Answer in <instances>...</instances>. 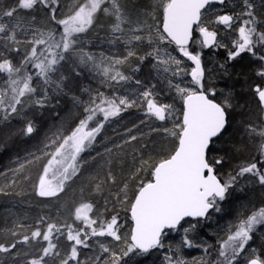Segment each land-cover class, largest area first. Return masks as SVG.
Segmentation results:
<instances>
[{"label":"snow or ice","instance_id":"1","mask_svg":"<svg viewBox=\"0 0 264 264\" xmlns=\"http://www.w3.org/2000/svg\"><path fill=\"white\" fill-rule=\"evenodd\" d=\"M110 2L109 8L104 6L105 0H82L66 18L59 20L56 19L58 0H13L10 6L0 4V74L6 77L0 79V121L20 116L27 101L43 107L48 99L44 86L54 82L53 74L58 72L62 61L70 59L72 53L79 52L81 64L89 67L101 78V83L112 91L110 95L97 91L90 96L83 107V118L78 120L75 127L45 145L46 149L54 150L45 152L48 159L34 185L35 195L51 198L63 193L66 185L87 163L81 154L93 147L106 123L129 108H140L145 120L161 122L153 123L150 131H163L167 137H171L172 148L158 161H141L132 179H137L145 172L149 175L146 180L140 179L134 190L128 182H123V187L116 192L115 200L127 204L126 212L130 220L127 233L122 234L125 225L120 222L118 212L106 218L109 211L107 198L103 211H98L91 199H82L69 209L71 222H48L41 216L34 226L22 222L13 223L7 229L10 239L0 241V254H4L0 260L10 258L11 264H127L126 258L132 255L163 248V240L168 231H179L181 228L184 232L183 246L191 248L195 245L188 233L195 230L200 219L208 218L210 210L220 211L219 203L226 199L229 189L239 177L251 174L260 185H264V164L258 167L256 162L241 165L235 175L229 174L226 179L220 177L219 168L223 166L224 160L210 153L226 130V107L230 105L227 101L224 104L216 103L215 91L204 89L201 54L191 47L192 43L201 49L227 47L218 40V32L211 29L210 25L233 29L239 20L241 23L235 29L236 38L232 40V47L227 53L228 60H234L247 52L264 62V54L258 55L259 50L264 49V31L257 29L253 0H240L236 5L241 9L238 13L224 10L226 0H160L162 25L155 28V39L151 27L146 37L139 18L133 20L122 10L118 0ZM38 4L50 10V19L61 26L62 31H44L22 21L20 11L33 10ZM213 5L221 7L214 10ZM100 11L115 17L116 22L111 27L108 43L124 44L126 54H101L98 60L78 47L81 43L79 34L86 33L93 26ZM213 11L214 20L206 24L205 15ZM4 17L8 18L7 22H4ZM124 24L129 26L127 31L122 27ZM133 24L137 26L132 27ZM196 33H199L200 39L195 38ZM145 44L148 47L156 46L152 51L140 55L139 49ZM173 44L181 57L191 61L193 66L190 72L182 67L181 59L161 47ZM16 57H19L18 62ZM134 57L141 62L147 57L156 61L153 67L168 80V88L170 91L174 89L181 102L180 107L175 102H162L156 86L145 87L139 79L135 83L140 88L133 90L134 96L126 92L118 93L123 83L132 79L121 66L128 64L130 58ZM257 75L264 78V63ZM185 76L191 77L192 86H181V83L174 82L175 78L182 80ZM38 81H42L43 85ZM60 87L61 84L56 83V88ZM40 90L43 94L33 99ZM254 92L264 109V87L257 85ZM100 116L103 119H99ZM169 121L172 122L171 127H167ZM34 130L32 121L27 120L22 134L30 136ZM245 133L250 139L260 138L258 152L264 157V123L248 124ZM125 137H122L124 143L138 139L131 128L126 130ZM105 151L111 153L112 149L105 146ZM23 169L24 164H20L15 173ZM15 173L13 180L5 188H0V193L7 195L8 190L17 183ZM115 181L116 177L109 168L103 177L97 175L92 178L90 191L92 194L103 195L105 186ZM186 218L196 223L184 227L185 223H189ZM258 224H264V207L253 211L235 225V230L230 231L227 239L219 245L216 264H241L240 257L246 251V244L251 239L250 233ZM61 238L67 241L63 250ZM99 238H111L115 244L105 243ZM93 242L98 245L99 253L94 259L81 260L80 250L93 247ZM165 264L186 262L171 253L165 256ZM246 264H264V259L252 256L246 258Z\"/></svg>","mask_w":264,"mask_h":264},{"label":"rangeland","instance_id":"2","mask_svg":"<svg viewBox=\"0 0 264 264\" xmlns=\"http://www.w3.org/2000/svg\"><path fill=\"white\" fill-rule=\"evenodd\" d=\"M12 2L13 0H0V4H3L4 6H10ZM80 2H82V0H58L59 7L56 12V19L59 20L66 18L67 15L73 9V7ZM118 2L122 10H124L129 16H131L133 20L139 18V20L142 22L141 26L145 29L146 37L148 33V28L151 27L152 36L155 39V28L157 27V25H162L160 0H118ZM239 2L240 0H226V6L224 10L229 13H238L241 10L239 7L236 6ZM253 3L255 4L257 29L258 31H264V0H253ZM104 6L110 8V0H105ZM220 7V5H214L213 9L218 10L220 9ZM19 16L25 24L31 25L35 28L44 31H62L61 26L57 25L55 21H52L50 19V10L44 9L42 5H36L33 10H21ZM26 17L28 18V20L25 19ZM206 17L207 23L210 20H214V11L207 13ZM5 18L7 17H4L3 20ZM115 22L116 21L114 16L105 14L103 11L98 12L96 19L94 20L93 26L86 33L79 34L81 36V43L78 47H82L84 53L92 54L98 60L101 58V54H103L104 56L126 54L124 44L108 43V41L111 39V27ZM240 23L241 22L238 20L233 29H227L222 25L211 24V29H214L218 32L219 41L222 44L227 45V47H216L214 52H211V54L209 55L203 54L201 51H199L201 54V58L204 61L205 68V74L202 80L204 89L209 92L211 90H214L215 96H217L222 101V104L227 101L230 105L229 107H227V109H233L236 112L240 109H237L236 103L230 100L231 94L229 87L231 86V80L229 77V73L226 71L224 63L220 62L217 59L219 58L218 54L224 53L231 49L232 40L235 39L237 35L235 29L240 26ZM136 26V24L132 25V27ZM122 27L125 29V31H127L129 26L127 24H124L122 25ZM193 45L197 48V50L201 49L198 45ZM155 46V44L152 47H148L146 44L142 45L139 49L140 55H144L146 52L152 51ZM161 47H165L168 53H170L172 56L181 59L183 61L182 67H184L186 71L190 72L192 64L188 60L180 56L178 51L175 50L176 47L174 45H161ZM16 60L18 62L19 57H16ZM155 63L156 61L152 57H147L143 62H141L135 57L130 58V62L121 66V68L124 73L126 75L131 76L132 79L127 83L122 82L123 87L118 90V93L125 94L126 92L128 95L134 96L135 93L133 90L140 88V86L135 83L136 80L139 79L143 82L145 87L155 85L157 92L160 93L159 99L162 102H175L176 106L180 107L181 102L176 96L174 89L170 91L168 88V80L163 74H158L157 69L153 67ZM58 69V72L53 74L54 82L50 85L44 86L48 93V99L43 107L50 105L49 102L52 98L51 96H53L54 94L57 95L55 98L56 101H58L59 97L66 95V92H68V90L71 92L70 95H72V93L76 94V87L71 86V83H69L74 78L78 79L79 89L81 91L80 94L82 93V95L78 96L79 99L76 102L78 104L74 103L75 107H77L78 105L84 107V104L88 102L90 96L95 95L97 91H102L106 95L111 94L112 90L101 83V78L95 73H93L89 67H86L81 64L79 52L72 53L70 59L62 61L61 64L58 66ZM60 77H63L62 81L60 80ZM0 79H6V77L3 74H0ZM262 79L264 80V78ZM174 82L181 83V86H192L190 76H185L182 78V80L180 78H175ZM38 83L40 85H43L42 81H38ZM56 83H60L61 87L56 88ZM42 94V90L38 91L37 94L33 97V99L39 98ZM251 103V109H249L248 111L250 112V115L248 117V121L245 123L246 126L248 124L263 123L262 109L256 99V96H254L253 94L251 96ZM43 107L35 105L32 101H27L24 112L20 116H13L10 120L0 121V133H2L1 131H3V133H10V135L22 136L26 138V136L28 135L22 134V129L25 127L27 120H31L33 123V120L29 115L30 111H41ZM129 109H132L135 112V114H133L134 117H138L136 120L137 122H134L135 126L137 127L132 126L133 134L137 135V137L139 138L141 136L143 138L145 136L149 137L147 135L148 133L158 134V137L161 140L158 142L160 144H165V146H167L166 152H169L172 148L171 137H167L163 133V131L158 133L150 131V127L153 123L160 124L161 122L145 120L143 111L138 107H133ZM141 121L145 122L141 123ZM48 125L49 126H47V128L44 129L38 135V137L36 136L35 142L31 144L30 149L26 152V154L22 156L19 162L15 164V166H13L14 168H11V172H6L7 174L9 173V175L11 176V180L7 179L8 176L4 177V174L6 173H0V188H5L13 180L15 170L19 168L20 164H24V169L21 172L15 173L17 183H15L12 188L8 190V194L5 195L3 193H0V206H3L5 208H16L20 213H18V219L20 220L13 221L12 225L15 222H22L23 218H25L27 214H30V216H27L29 220H27L28 223L25 225L29 226H34L35 221L41 216L45 217L48 222H71V220L69 219V209L73 205H75L82 199H91L93 203L96 204L97 210L103 211L105 207V198H107L109 201L107 205L109 211L106 213V218H110L111 215L118 212L120 214V222L125 225V227L122 229V234L127 233L130 226V221L126 218L127 204L119 203L115 200V194L119 191L120 188L123 187L124 181H121L113 172L112 173L116 177V181L115 183H109L105 186L103 195L91 193L90 181L93 177H96L99 174L98 171L95 170V175H86V164L82 166L80 173H78V175L66 185L65 191L63 193H60L57 197L42 198L35 195L34 185L36 182H38L39 175L43 172V166L47 163L48 159V157L45 155V152H50L54 150L46 149L45 145L49 144L55 137L66 134V129L64 128V126H60V123L59 127H55L52 124ZM110 125L108 124L107 127H110ZM171 126L172 122L169 121L167 127ZM107 129L105 128V130ZM109 133L110 131L108 132V134ZM32 135L33 137L35 136V131L30 136ZM1 136L2 137L0 138V141L5 137L2 134ZM122 137L126 139L125 135H120L119 142H124V139H122ZM119 142H115V144L112 146L117 149L116 145H119ZM252 142L254 145V151H256V148L258 149V145L260 143V138L256 137L255 139H252ZM131 144L132 142L127 143V145ZM94 145H96V143H94ZM107 148L109 147L107 146ZM96 152H98V149L87 150L88 155H94V153ZM36 157H39V159H36ZM260 161V163L264 164V157H261ZM91 166L92 164H89L88 170H90ZM262 170H264V168H262ZM27 173L31 174V176ZM227 173L228 174H226L223 179H226L228 175L231 174L229 172ZM232 174L235 175L236 173ZM49 175L51 176V173ZM147 175L149 174L146 172L141 173L140 176L133 182L129 180H127L126 182H128L129 187L134 190L136 185L139 183V180L145 179ZM248 189H264V185H260L256 177L252 176L251 174H246L237 179V182L229 189L228 194H230V196L232 197L237 194H242V192ZM17 193L20 194L17 195ZM121 200H123V196H121ZM221 203L222 201L219 203V206L221 205ZM250 207L249 212H240L238 216L240 215L242 218V215H244V219H246L247 216L250 215L253 211L264 207V203L258 205L257 207ZM217 213L218 212L215 211L214 214L216 215ZM213 219L214 218H211L208 225H211L214 222ZM240 220H236V222L232 224H230L231 222H229L228 220L225 222V224H221L222 226L218 225V229H216V232L210 231L209 234L211 238L215 240L214 243L207 242L205 238L196 239V231H190L188 233V236L195 245L191 248L183 246V228H181L179 231H173L172 233L178 234L180 239V245L175 247V254L182 258L186 262V264H216L220 243L227 239L228 235L230 234V231L235 230V225L238 224ZM189 224L190 223H186L184 227H189ZM263 228L264 225L258 224L255 226L253 232L250 233L251 239L246 244V251L240 257L241 264H246V258H250L251 255L256 253L257 245L255 244V238L259 240L264 237V235L262 234L264 233ZM217 230L219 231L220 239H218V237H215L216 234H218ZM99 239L104 240L105 243L115 244L114 241H111V238H107L106 240L105 238ZM60 243L63 250L67 246V241L61 238ZM178 248L179 251L177 252ZM205 249H207V251H205ZM80 252L81 260H88L90 258L94 259V256L99 253V247L95 244V242H93V247H90L88 249H81ZM134 257H137V255H132L130 258L127 259L130 260Z\"/></svg>","mask_w":264,"mask_h":264},{"label":"trees","instance_id":"3","mask_svg":"<svg viewBox=\"0 0 264 264\" xmlns=\"http://www.w3.org/2000/svg\"><path fill=\"white\" fill-rule=\"evenodd\" d=\"M206 15L204 17V22L207 24ZM25 19L28 20L27 17ZM7 21L8 18H5L4 22ZM195 38H200L198 33L195 34ZM193 44L194 43H192L191 47L197 50ZM197 51H201L203 54L207 55L211 54V51H207L205 48L198 49ZM212 52H214V49ZM227 53L228 51L224 52L222 56L218 54L219 58L217 57V60L224 63L226 71L229 73L231 80V86L229 87L231 94L230 100L235 102L237 109L240 110L236 112L233 109H227L226 107V113L228 116L227 128L223 135L213 145V151L210 153L211 156H215L217 158L222 157L224 160L223 166L219 168L220 177L222 179L226 174H228L227 172L233 175L232 173L239 171V167L241 165L256 162L258 167H261L262 164L260 163L261 156L258 149L256 148V151H254L252 139H250L245 133V123L248 121V117L250 115V112L248 111L251 109L252 104L251 96L252 94L256 96L254 88L257 85L262 86L264 83L262 77L257 75V70L260 69L262 61H259L247 52H244L236 59L229 61ZM259 54H264V49H260L258 55ZM201 61L204 65L202 58ZM69 83H71V86L76 87V94L72 93V95H70L71 92L68 90L66 95L59 97L58 101L55 100L57 95L51 94L53 96H51L52 98L49 102L50 105L43 107L41 111H30L29 115L33 120L35 129L34 137L32 135L24 138L22 136L10 135V133H3V131H1L2 133H0V138L2 137L1 134L5 137L0 141V173L11 172V168H14L13 166L19 162L24 154H26V152L30 149L31 144L35 142L36 136L38 137V135L46 129L47 126H49L48 124L59 127L60 123V126H64L67 133L76 125V123H78L80 118H83V107L81 105L75 107L74 105V103H76L79 99L78 96L82 95V93L80 94L81 91L79 89V81L77 78H74ZM210 97L213 98L211 95ZM214 100L222 104V101L217 96L214 97ZM133 114H135V112L132 109H127L122 112L119 117L113 118L109 123H106L105 128L108 129L105 130L104 128L100 136L97 138L96 145H93L91 149H88H98V152L94 153V155H88L87 151L81 154L84 160L87 161L86 175H95L94 171L97 170L99 176L103 177L110 166L112 172L116 174L121 181L126 182L129 180L133 182L134 180L131 179L132 174L135 172L136 167L140 165L142 160H150L153 162L158 161L163 157V155L168 153L166 152L167 146L158 142L161 140L158 137L159 135L155 133H148L147 135L149 137H138V139L133 141L131 145L119 142L120 135H125V131L129 128L133 129L132 126L135 125L134 122H137L136 120L138 117H134ZM99 119H103V117L100 116ZM108 124H111L110 127H107ZM107 131H110V133L108 134ZM117 141L121 147L116 149L112 145H114ZM105 146L112 149V152H106ZM89 164H92L90 170H88ZM9 173L4 174V177L8 176L7 179L11 180ZM147 178L148 175L145 177V180ZM263 203L264 189H248L242 192V194H237L232 197L228 194L226 199L222 201L219 206L220 211L216 215L214 214L215 210H213L207 219L200 220L199 223H197L194 230L196 231L195 238H205L207 242L214 243L215 240L211 238L209 234L210 231L216 232V229H218L217 226L225 224L228 220L231 222L230 224H232L235 223L236 220L244 219V215H242V218L240 215L238 216L240 212L247 213L251 208L250 206L257 207ZM18 213V209L16 208H5L0 206V241L10 239L7 229L12 226L13 221L20 220L18 219L20 213ZM27 216H30V214H27ZM27 216L23 218L22 223H28L27 220L29 219ZM126 218L129 220L127 212ZM211 218H214V222L211 225H208ZM188 221L189 223H196L194 220ZM172 232L173 231H168L166 237L164 238L163 248L150 250L148 253L137 255V257L130 260L126 258L127 264H165V256L171 253L175 254V247L180 245L178 234ZM217 233L218 234H216L215 237L220 239L218 230ZM262 234L264 235V233ZM259 240L255 238L257 251L250 257L259 256L261 259H264V237ZM169 250H171V253ZM0 257H4V254H0ZM0 264H11V260L10 258L0 260Z\"/></svg>","mask_w":264,"mask_h":264},{"label":"water","instance_id":"4","mask_svg":"<svg viewBox=\"0 0 264 264\" xmlns=\"http://www.w3.org/2000/svg\"><path fill=\"white\" fill-rule=\"evenodd\" d=\"M210 48H212V47H209V48H207V49H210ZM185 58V57H184ZM186 59V58H185ZM190 63H191V61H189ZM202 63V62H201ZM192 64V63H191ZM193 66V65H192ZM202 67H203V64H202ZM204 68V67H203ZM262 87H264V84H263V86ZM257 97V96H256ZM257 99H258V97H257ZM215 101V100H214ZM259 101V100H258ZM216 102V101H215ZM216 103H218V102H216ZM262 113H263V122H264V109H262ZM226 117H227V120H228V116H227V113H226ZM228 125V124H227ZM226 128H227V126H226ZM225 132V131H224ZM223 132V133H224ZM213 210H210V213L212 212ZM186 219H188V220H192L191 218H186ZM200 220H205V219H200Z\"/></svg>","mask_w":264,"mask_h":264},{"label":"bare ground","instance_id":"5","mask_svg":"<svg viewBox=\"0 0 264 264\" xmlns=\"http://www.w3.org/2000/svg\"><path fill=\"white\" fill-rule=\"evenodd\" d=\"M200 39V38H199ZM218 40H219V38H218ZM215 48L216 47H212V48H210V49H207V48H205L207 51H211L212 52V50L214 49L215 50ZM210 52V53H211ZM222 54L223 53H221V54H219L220 56H222ZM204 69V74H205V68H203ZM191 78V77H190ZM256 99H257V97H256ZM257 101H258V99H257ZM217 102V101H216ZM258 103H259V101H258ZM260 104V103H259ZM260 107H261V105H260ZM262 109V108H261ZM262 120H263V113H262ZM264 123V122H263ZM28 175H30L31 176V174H29V173H27Z\"/></svg>","mask_w":264,"mask_h":264}]
</instances>
